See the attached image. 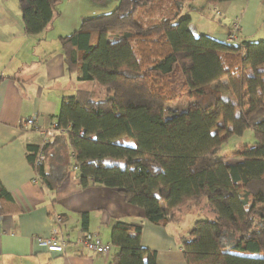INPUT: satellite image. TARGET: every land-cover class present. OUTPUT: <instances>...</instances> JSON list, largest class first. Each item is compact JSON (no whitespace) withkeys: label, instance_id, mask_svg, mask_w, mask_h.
Segmentation results:
<instances>
[{"label":"trees","instance_id":"16d2710c","mask_svg":"<svg viewBox=\"0 0 264 264\" xmlns=\"http://www.w3.org/2000/svg\"><path fill=\"white\" fill-rule=\"evenodd\" d=\"M17 1L31 37L59 16L63 0ZM198 1L118 0L59 37L67 72L87 88L60 100L55 134L28 145L26 159L42 190H57L63 161L83 189H117L159 226L206 199L215 217L196 221L182 239L184 263L264 264V41L228 45L195 34L189 14ZM205 1L215 13L235 0ZM246 130L254 141L231 163L221 149ZM60 142L67 154L56 157L50 147ZM15 210L0 184V215ZM140 238L139 225L115 221L108 264H156Z\"/></svg>","mask_w":264,"mask_h":264},{"label":"crops","instance_id":"0c3cea01","mask_svg":"<svg viewBox=\"0 0 264 264\" xmlns=\"http://www.w3.org/2000/svg\"><path fill=\"white\" fill-rule=\"evenodd\" d=\"M82 4L65 0L56 10L59 16L45 31L29 37L24 34L18 1L0 0V184L17 207L12 215H0V264H108L117 251L110 243L115 221L141 227V247L155 253L156 264H185L181 241L188 230L182 233L176 221L165 226L151 224L143 210L129 205L117 189L98 185L83 189L77 172L63 161L59 165L65 178L54 193L42 190L39 182L33 183L37 177L26 159V147L41 144L42 136L36 128L33 131L21 123L35 117L37 128L48 129L58 114L60 100L87 88L67 72L58 40L78 29L85 18L78 14ZM214 12L218 23H212L211 31L201 30L203 35L228 45L264 41V0L225 2ZM228 14L240 18L230 17L223 30L219 23L226 26ZM189 15L193 19L199 14ZM235 18L240 21L238 41L229 43L227 35ZM55 24L57 36L48 40L49 29ZM64 146L60 142L50 151L56 157L65 155ZM83 213L88 217L86 230L81 226ZM83 235L109 243L110 252L89 253L80 240ZM50 236L65 243L62 254L50 253L34 241L35 237Z\"/></svg>","mask_w":264,"mask_h":264},{"label":"rangeland","instance_id":"374dc122","mask_svg":"<svg viewBox=\"0 0 264 264\" xmlns=\"http://www.w3.org/2000/svg\"><path fill=\"white\" fill-rule=\"evenodd\" d=\"M65 0L61 1L58 5L55 6V11L61 9L62 3H64ZM81 3H83V6H79L78 14L82 15L83 17H91L99 14H106L111 12L118 3V0H79ZM198 5V13L199 15L193 17L192 23L193 26H195V34H203L201 30H213L214 29V22L218 23V17L213 13L209 6H207V3L205 0H199L197 2ZM202 12V13H201ZM230 14V13H229ZM227 15V21L226 26L223 23H219L221 29L225 30V28H228L229 20L236 16L238 18L239 15H234L231 17V15ZM202 15V16H201ZM231 17V18H230ZM211 21V22H210ZM232 22V21H231ZM213 23V24H212ZM219 27V28H220ZM225 27V28H224ZM56 24L53 28L49 29L48 32V40L53 39V37L57 36L56 33ZM258 40L262 39H256ZM59 46V45H58ZM177 83L179 82L176 80ZM90 84V83H89ZM91 85V84H90ZM43 141V138H42ZM253 139V134L250 130H246L242 136L237 137L234 136L229 141L224 144L223 148L221 149V154L225 156L231 163H236L238 160L233 156V152H237L239 147L242 145H251ZM176 215V224L180 229L182 230V233H185L186 230L188 232L192 228L193 224L198 220H211L215 217V213L210 210L206 203V199H202L198 203L189 204L184 207L178 208L175 210ZM185 238V237H183Z\"/></svg>","mask_w":264,"mask_h":264},{"label":"built area","instance_id":"2783aa9c","mask_svg":"<svg viewBox=\"0 0 264 264\" xmlns=\"http://www.w3.org/2000/svg\"><path fill=\"white\" fill-rule=\"evenodd\" d=\"M220 13L217 11L216 15H219ZM230 33L227 35V42L229 43H236L238 41L237 34L240 31V21L238 18H235L232 20L230 24ZM238 44V42H237ZM236 44V45H237ZM35 117H31L28 119H25L21 124H23L26 127L36 128V131L41 134L43 141L42 144L48 143L51 138L53 137L54 130L56 129V123L52 124L48 129H40L35 126ZM44 153L40 149L36 155L35 164L39 165L44 161ZM38 179L33 180V183H37ZM84 249L88 251L89 253H95V254H108L111 250V245L109 243H104L97 237H91L88 235H83L80 238ZM35 243L38 247L45 249L46 251L50 253H59L62 254L64 252V242H59L54 236L50 237H35L34 238Z\"/></svg>","mask_w":264,"mask_h":264}]
</instances>
